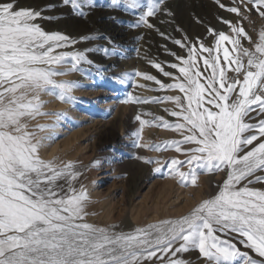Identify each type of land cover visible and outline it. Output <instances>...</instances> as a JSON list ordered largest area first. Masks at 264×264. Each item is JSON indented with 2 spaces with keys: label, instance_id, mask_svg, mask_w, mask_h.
<instances>
[{
  "label": "snow or ice",
  "instance_id": "snow-or-ice-1",
  "mask_svg": "<svg viewBox=\"0 0 264 264\" xmlns=\"http://www.w3.org/2000/svg\"><path fill=\"white\" fill-rule=\"evenodd\" d=\"M61 3L81 15L85 6L95 7L92 0ZM121 3L125 10L143 9L132 27L143 24L151 29L157 13L171 14L165 0H112L111 6L118 8ZM215 3L239 18L235 23L221 18L230 34L209 28L214 46L199 38L196 43L175 40L188 53L187 57L170 53L180 61L169 65L179 76L152 62V67L177 82L165 85L156 76L135 73L160 89L183 93L164 98L179 109L169 114L183 122L163 124L181 132L182 140L152 147L173 148L186 159H137L157 165L156 173L167 169L185 187L195 186L201 173L225 171L226 179L218 194L178 219L117 233L114 226L86 221L89 197L83 185L77 190L69 183L65 191L57 183L80 175L72 162L58 166L41 158L44 141L53 137L40 133L55 123L30 127L38 116L66 118L63 112L42 111L45 102L40 96L50 94L74 104L76 98L70 93L78 83L54 77L82 71L78 66L91 61L83 52H56L76 41L44 31L36 23L43 18L41 10L22 7L18 0H0V264H145L154 258L161 264L166 258L167 264H191L173 259L190 250H198L207 264H264V259H254L225 238L235 234L244 249L264 258V188L249 187L264 184V30L253 42L242 24L252 13L264 18V0H232L230 7L221 0ZM245 39L253 43L252 49L244 47ZM65 61L71 63L67 72L57 67ZM129 101L150 102L131 95L124 103ZM135 119L145 123L139 115ZM185 166L187 172L181 170Z\"/></svg>",
  "mask_w": 264,
  "mask_h": 264
},
{
  "label": "rangeland",
  "instance_id": "rangeland-1",
  "mask_svg": "<svg viewBox=\"0 0 264 264\" xmlns=\"http://www.w3.org/2000/svg\"><path fill=\"white\" fill-rule=\"evenodd\" d=\"M146 2L147 0H142V3ZM170 2L171 0H165L166 8L171 14L157 13L151 18V23L155 26L151 29L143 24L139 27L131 26L137 22L143 9L125 10L123 3L118 8H114L111 6L112 0H92L95 7L85 6L82 9L84 15L77 10L76 13L85 23H88L86 20H89L95 12L104 11L106 15L94 24H88L86 29L80 27L75 34L60 33L76 43L56 49L57 53L79 51L85 53L87 60L91 61V63L82 62L78 66L82 71L67 72V69L71 67L68 61H65L62 66H57L60 71L67 74L58 75L54 79L78 83L79 87L74 88L70 93L76 98L75 102L74 104L64 103L54 95L42 93L40 99L45 102L42 111L63 112L66 113V118L57 121L54 116H38L30 121V127L55 123L52 130L49 128L40 133L42 136L53 137L47 140L48 142L44 141L48 144L45 147V153L50 155L43 154L41 149V158L46 161L54 160L58 166L72 162L73 171L80 175L76 180L60 179L57 183L63 186L65 191L68 190L69 183L77 190L83 185L89 197L88 208L85 209L88 213L86 221L101 227L114 226L112 230L117 233H131L137 228H146L148 225L159 224L165 220L178 219L188 214L203 200L218 194L220 186L226 179L225 171L201 173L195 186L189 184L185 187L179 182L178 177L173 178L169 175L167 169L163 174L156 173L154 168L157 165L145 164L137 159V157H150L160 160L171 158L184 160L186 157L173 148L156 151L152 147L153 145L163 147L167 142L182 140L181 132L166 128L163 124L164 122L168 124L183 122L169 114L170 111H179V109L173 102L164 99L168 96H183V93L178 90L160 89L159 85L153 81H145L135 73L151 74L165 85L177 82L152 67V62L161 64L165 71L179 76L178 70L169 65L179 64L180 61L170 53L184 57H187L188 53L187 49L180 48L174 42L175 40L196 43L199 38L205 45L214 46L215 41L208 31L209 28L230 34L229 27L221 22V18L236 22V15L221 9L215 0H180L174 7L169 4ZM221 2L229 7L232 6V0H221ZM69 7L71 6L62 5L60 0V3L52 7L41 8L43 18L36 23L48 32L42 23L55 21L56 15L52 13ZM69 9L72 10V8ZM162 13H166L172 19L173 27L169 34L163 28ZM242 24L247 33L251 32L249 35L251 40L257 42L260 31L264 30V18L252 13L250 19L243 20ZM122 26L130 29L142 28L144 33L137 35L131 43L116 44L111 34L116 28ZM161 33L164 35L162 36ZM242 43L244 47L250 49L254 47L253 43L247 39ZM224 46L231 48L228 44ZM106 57L112 58L115 63L112 64V68L119 70L121 74L128 75V79L118 80L111 73L113 71L106 72L104 68H101L100 62ZM228 75L234 74L229 72ZM138 85H144V87H138ZM129 95L135 98H146L150 102L124 103ZM153 99L157 102H151ZM137 115L145 121L144 124L135 119ZM63 142L67 143L66 146ZM138 143L146 147H138ZM192 146L182 145V147ZM64 150H67L66 155ZM181 170L187 172L188 168L185 166ZM249 187L261 189L264 188V184L253 183ZM107 212L108 215H106ZM217 234L220 235V233ZM225 238L237 243V247L242 251H248L254 259H264L250 249H244L238 243L239 237L235 234ZM175 258L190 261L191 264H207L198 250L177 254V257L173 259ZM145 264H161V262L154 258L153 261L145 262ZM164 264H167V258Z\"/></svg>",
  "mask_w": 264,
  "mask_h": 264
},
{
  "label": "bare ground",
  "instance_id": "bare-ground-1",
  "mask_svg": "<svg viewBox=\"0 0 264 264\" xmlns=\"http://www.w3.org/2000/svg\"><path fill=\"white\" fill-rule=\"evenodd\" d=\"M178 2H180V0H171V2L169 3L172 7H174ZM18 3L20 6H25V7H33L36 8L38 10H41V8H48L49 5L53 6L55 4L60 3V0H18ZM199 4V3H198ZM179 6V5H178ZM71 8V7H69ZM69 8H64L63 10L59 11V12H53L52 14L56 15V20L53 22H46V23H42V26L47 30L48 32H59V33H63V34H75L80 27L86 29L88 24H94V22H96L97 20H99L100 18L102 19L105 15L106 12L104 11H99V12H95L94 14H92L89 18V20H86L88 23H85L84 20L82 19V17H80V15L78 13H74L72 10H70ZM49 10V9H48ZM87 15V14H86ZM110 15V14H109ZM118 15V14H117ZM49 18V17H48ZM100 19V20H101ZM131 19V18H130ZM239 18L237 16H235V20L237 21ZM39 20V19H38ZM37 20V21H38ZM162 21L164 22L163 24V28L164 30L169 34L171 33L172 27H173V22L172 19L170 17L167 16L166 13H162ZM161 21V22H162ZM161 24V25H162ZM219 27V26H218ZM251 30V29H250ZM247 31V30H246ZM112 33V31H111ZM144 33L142 28H136V29H130L127 27H118L114 30L113 34H111V37L113 38V41L116 44H126V43H131L133 40H135L137 38V35H142ZM248 34L250 35L251 32L248 31ZM98 35V34H97ZM164 44V43H163ZM127 46V45H126ZM115 47V46H114ZM101 55V54H100ZM101 64V68H104L107 72V70L109 71H113L111 73H113V76L115 75L117 77V79L119 80L120 78H126L128 79V75H124L121 74V72L117 69L112 68V64L114 65V60L110 57H106L104 59L101 60L100 62ZM117 64V63H116ZM119 67V66H118ZM117 68V67H116ZM119 71V72H118ZM105 72V71H104ZM89 75V74H88ZM101 75V74H100ZM103 75V74H102ZM131 75V74H130ZM90 76V75H89ZM95 77V76H94ZM134 79V78H133ZM113 84V83H112ZM82 113V112H81ZM58 124V123H57ZM54 128V127H53ZM60 128V127H59ZM58 128V129H59ZM56 129V128H55ZM52 130V128H51ZM58 132V131H57ZM55 134V133H53ZM50 135V134H49ZM47 141V140H45ZM48 142V141H47ZM46 142H44V147L41 148L43 149V154H47V152L45 153V147L48 145L46 144ZM63 144H67L65 142H63ZM135 144V143H134ZM54 145V144H53ZM74 145V144H73ZM66 146V145H65ZM68 148V147H67ZM68 150V149H67ZM64 150V154L66 155V152ZM71 150V149H70ZM51 152V151H50ZM63 152V151H62ZM69 152V151H68ZM50 155V153H48ZM47 154V155H48ZM53 154V151H52ZM62 154V153H59ZM58 155V153H57ZM55 154V156H57ZM63 155V154H62ZM64 155V156H65ZM43 156V155H42ZM60 156V155H59ZM59 158V157H58ZM57 159V158H55ZM140 184V183H139ZM97 195V194H96ZM94 206V205H93ZM99 206V205H98ZM88 208V207H86ZM100 208V207H98ZM104 210V209H103ZM90 213V211H89ZM105 213V212H104ZM106 215H108V212L106 213ZM102 217V216H100ZM106 217V216H103ZM108 217V216H107ZM127 223V222H126ZM131 223V222H130Z\"/></svg>",
  "mask_w": 264,
  "mask_h": 264
}]
</instances>
